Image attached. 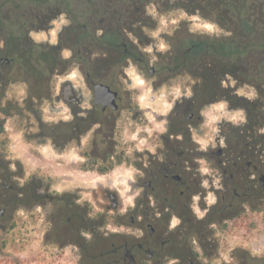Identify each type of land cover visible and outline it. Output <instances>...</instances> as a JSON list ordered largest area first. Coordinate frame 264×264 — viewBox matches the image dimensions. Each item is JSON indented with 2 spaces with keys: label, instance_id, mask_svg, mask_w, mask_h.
<instances>
[{
  "label": "flooded vegetation",
  "instance_id": "flooded-vegetation-1",
  "mask_svg": "<svg viewBox=\"0 0 264 264\" xmlns=\"http://www.w3.org/2000/svg\"><path fill=\"white\" fill-rule=\"evenodd\" d=\"M129 23L92 35L91 53L80 57L75 80L67 76L53 109L44 108L57 111V120L43 108L21 114L19 99L8 98L0 75V179L11 177L0 183V191L26 199L34 227L45 230L47 243L75 264H209L211 257L222 264H264V246L259 245L264 159L244 155L241 137L226 129L233 120L225 115L216 121L207 150L198 143L210 137V107L226 100L229 111L241 109L237 92L235 98L211 93V85L225 77L221 72L212 76L210 64L195 76L193 62L184 57L171 68L174 86L162 92V78L140 48L146 43L144 28L137 27L142 19ZM132 69L140 72L143 85L132 87ZM163 100L173 105L166 115ZM165 121L161 133L156 124ZM20 124L32 146L50 144L64 160L77 149L75 170L86 178L76 184L63 178L57 187L40 167L19 176L17 160L4 161L2 153ZM251 135L256 139V129ZM203 166L208 173H201ZM95 176L104 181L91 184ZM116 176L123 178L121 184ZM209 193L215 198L212 204ZM127 197H133L134 207L125 205ZM2 209L0 218L7 210ZM174 219L179 221L175 226ZM243 238L253 242L245 254Z\"/></svg>",
  "mask_w": 264,
  "mask_h": 264
},
{
  "label": "rangeland",
  "instance_id": "rangeland-1",
  "mask_svg": "<svg viewBox=\"0 0 264 264\" xmlns=\"http://www.w3.org/2000/svg\"><path fill=\"white\" fill-rule=\"evenodd\" d=\"M49 1L0 0V47L6 45V40L11 35L20 32H26L21 38V47L32 48L35 55L38 54V45L47 50L53 45L58 46L55 52L59 57L54 61L50 82L38 83L33 78L24 76L23 69L17 62L0 63V75L4 79L8 98L19 99V109L24 116L28 115L30 108H43L45 115L53 116L57 120L60 116L57 111L49 113L44 111V108L55 104V94L67 76L75 80L74 75L80 69L78 65L80 57L87 53L89 56L91 53L92 35L100 28L129 27L131 26L129 22L134 19H142L146 43L140 48L146 55L149 66H155L157 75L162 78L160 89L162 92H168L171 86H174L170 80L171 68L176 61L184 57L187 49H190L186 58L193 62L195 76L203 75L204 65L210 64V74L221 72L225 77L222 85L236 91L237 95L243 98L241 102L264 100V0H220L218 7L207 4L205 16L198 11L191 14L178 4L177 0ZM231 3L241 6V10H237ZM51 5L55 9L61 7L62 13L49 11ZM61 17L67 23L62 22ZM207 23L214 24L215 30L209 32L204 28ZM69 25H86V28L68 32L65 28ZM154 32L158 35L153 36ZM130 37L135 39L131 34ZM161 41L168 46L166 51L159 50ZM193 43L198 45L193 47ZM214 45L222 46L225 52L219 54ZM149 47L152 49L150 53L146 51ZM133 70L138 76L140 72L136 69L129 72ZM31 92L34 93L30 94ZM31 95L33 96L30 97ZM224 101L210 107L208 111L210 114L208 122L212 126L211 139L216 130V121L221 119L222 115H225L226 119H231L237 112H242L244 119L233 121L232 124L227 122L226 129L230 135H236L244 140L245 134L241 129L247 122V110L242 107L229 111L227 101ZM166 104H168L166 100H163L162 107L164 108ZM7 126L9 127L10 123ZM25 128L19 125L17 134H13V138L8 146L3 148L2 153L4 161L17 160L19 176L22 172L28 175L32 169L40 167V172L48 174L57 187L63 186L61 185L63 178H72L74 184L81 183L82 179L86 178L75 170L78 165L75 162L77 149H72L64 160L59 149L50 144L30 145L25 137ZM262 133L264 126L256 129L257 138ZM247 134L252 133L249 131ZM242 142L244 144V141ZM263 143L255 144L254 152L246 150L244 155H255L262 157L263 160ZM3 166L5 168L7 164ZM10 180L11 177L7 179L3 177L0 183H7ZM100 180L104 181L95 176L91 184H98ZM116 181L121 184L123 178L116 176ZM19 182L24 183L25 179ZM1 191L0 207L7 210L5 216L0 218V264H75V260L58 255L53 245L47 243L45 230L34 227L35 223L26 207V199L18 201L11 191L3 190L4 193ZM262 219L264 220L263 217ZM242 242L245 254L247 247L253 246V242L251 239L246 241V238H243ZM259 245L264 246V234ZM209 259L211 260L209 264H222V259L214 257Z\"/></svg>",
  "mask_w": 264,
  "mask_h": 264
},
{
  "label": "trees",
  "instance_id": "trees-1",
  "mask_svg": "<svg viewBox=\"0 0 264 264\" xmlns=\"http://www.w3.org/2000/svg\"><path fill=\"white\" fill-rule=\"evenodd\" d=\"M44 1L50 2L49 0H44ZM146 1L151 2L150 0H146ZM177 2L178 4L186 8L191 14L198 11L202 16H205V9L207 4L217 5L218 7V4L221 3L220 0H210V1L209 0H177ZM231 4L237 10H241V6H239L238 4L236 3H231ZM50 10L51 12L59 11V13H62L61 7L59 9H55L51 5V7H49V11ZM142 24H138L137 27H142ZM85 28L86 25L85 26L69 25L65 28V30L68 32H76L78 30H84ZM25 34L26 32H20L17 33L16 35H11L6 40V45L4 47H0V63H2L1 60L2 58L8 59L9 62L11 63L17 62L20 64L21 68L23 69L24 76L33 78L34 80L38 81V83H41L42 81L50 82L53 73L52 69L54 67V61L57 60L59 57L55 52V49H58V46L53 45L51 46L52 48L50 50H47L42 46L38 45L37 46L38 54L35 55V52L33 51L32 48L21 47V43H20L21 38ZM192 45L193 47H196L198 44L193 43ZM214 48L219 54H223L225 52L222 46L214 45ZM187 54H188L187 51L185 52V54H183L185 58L188 57ZM215 91L223 92L226 94V96H232L233 98H235V96L233 95L234 92L233 89L224 87L222 83H219L217 85L214 84L211 85L210 92L214 93ZM33 93L31 92L30 94ZM32 96L33 95H31L30 97ZM236 98H237L236 100L238 102V106H240V108L243 107L247 110V122L244 125L243 129H241L243 134H245L244 135L245 138L244 140H242L244 141V144L242 142L243 153L246 150H248V152L251 153V151H253V147L255 146V144L264 142V133L260 134L258 138L256 137V139H253L251 134L250 135L247 134L249 131L252 133L254 129L264 126V100L248 101V102L244 100L243 102H241L243 98L239 97L238 95Z\"/></svg>",
  "mask_w": 264,
  "mask_h": 264
},
{
  "label": "clouds",
  "instance_id": "clouds-1",
  "mask_svg": "<svg viewBox=\"0 0 264 264\" xmlns=\"http://www.w3.org/2000/svg\"><path fill=\"white\" fill-rule=\"evenodd\" d=\"M61 21L64 22V23H67V21H64L63 17H61ZM204 28H206L209 32H212V31L215 30V25L212 24V23H207V24L204 25ZM156 35H158V33L154 32L153 33V36H156ZM40 38H42V37H37V39H40ZM167 47L168 46L163 41L160 42V44H159V50L161 52L166 51L167 50ZM146 51H148L150 53L152 51L151 47H149ZM65 55H69V53H65ZM129 75L132 76V79H133V85H132V87H136V86H139V85H143L144 84L143 79L140 76L135 75L134 70L133 71H130L129 72ZM188 95H191V92L190 91L188 92ZM175 96H176V98H179V96H180V91H179L178 88L175 89ZM139 100H140V106L141 107H145V105L143 103L144 97H140ZM172 107H173L172 104H166L161 111L163 112V114L166 115L168 113V111H170L172 109ZM64 119L65 120H68V119H70V117L69 116H64ZM149 119H152V117H149ZM231 119L234 122H236V121H242L244 119L243 113L242 112H237L234 116L231 117ZM165 123H166V121L163 122V123H161V124H156V129L159 132H161V133L165 132L166 131V128L163 126V124H165ZM97 127H98V125H97ZM149 135H151V131H149ZM135 138H136L135 136L132 137V139H135ZM210 141H211V137H209L207 139L198 140V143L201 145L200 150L206 151L207 150V147H208V144L210 143ZM140 143L143 144L144 141L142 140ZM213 147H215V145H213ZM201 164H203V161H201ZM200 171H201V173H208L209 172V168L207 166H203V167H201ZM126 176H127L128 179H132V173L131 172L126 173ZM204 186L205 187L207 186V181H204ZM120 195L123 197L124 196V193L121 192ZM209 197H210L209 198V204L214 203L215 202V198L211 195V193H209ZM195 199L198 200L199 197L197 196V197H195ZM124 203H125L126 206H132V207H134L133 197H127L124 200ZM126 210H127V207H125L124 209H122V211H126ZM199 215L202 216L203 213H199ZM178 223H179L178 220H175V219L173 220V226H175ZM112 230L115 231L116 229H112Z\"/></svg>",
  "mask_w": 264,
  "mask_h": 264
},
{
  "label": "water",
  "instance_id": "water-1",
  "mask_svg": "<svg viewBox=\"0 0 264 264\" xmlns=\"http://www.w3.org/2000/svg\"><path fill=\"white\" fill-rule=\"evenodd\" d=\"M1 60L2 61H5V60L9 61L8 59H5V58H2ZM50 109H53L52 105L50 106ZM55 110H57V108H55ZM4 211H5L4 209L0 208V216L3 214Z\"/></svg>",
  "mask_w": 264,
  "mask_h": 264
},
{
  "label": "bare ground",
  "instance_id": "bare-ground-1",
  "mask_svg": "<svg viewBox=\"0 0 264 264\" xmlns=\"http://www.w3.org/2000/svg\"><path fill=\"white\" fill-rule=\"evenodd\" d=\"M76 76V74L74 75V77Z\"/></svg>",
  "mask_w": 264,
  "mask_h": 264
}]
</instances>
